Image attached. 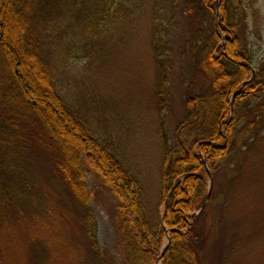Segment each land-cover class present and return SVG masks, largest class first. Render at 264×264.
<instances>
[{"label":"trees","instance_id":"trees-1","mask_svg":"<svg viewBox=\"0 0 264 264\" xmlns=\"http://www.w3.org/2000/svg\"><path fill=\"white\" fill-rule=\"evenodd\" d=\"M143 2L0 0V264H44L36 238L38 229L47 227L46 203L33 170L41 152L44 165L78 207L74 235L84 242L81 251H73L70 241L60 245V251L49 248V258L65 264H110L109 254L99 245L90 206L85 176L89 171L117 200L123 264H201L204 209L214 200L211 194L207 199L210 173L223 164L237 167L238 157L250 156L264 140V100H259L264 97V66L253 76L240 33V0H195L203 7L196 8L198 13L212 15L197 62L203 87L186 98V116L170 144L162 131L170 96L167 44L161 31L168 28L166 23L153 24L162 166L157 209L151 215L138 180L69 108L53 72V65L67 60L99 59L109 53L125 40V30L137 20ZM192 4L185 0L186 10H192ZM154 16L159 20L156 10ZM60 22L65 24L61 27ZM217 221L218 227L226 224L220 216ZM262 238L258 247L264 264ZM7 239L14 255L6 258ZM240 239L235 230L217 264H230L240 247L259 263L261 257Z\"/></svg>","mask_w":264,"mask_h":264},{"label":"rangeland","instance_id":"rangeland-1","mask_svg":"<svg viewBox=\"0 0 264 264\" xmlns=\"http://www.w3.org/2000/svg\"><path fill=\"white\" fill-rule=\"evenodd\" d=\"M190 1L194 8L188 11L185 0H144L135 25L130 24L125 30L129 31L125 40L105 56L53 65L59 93L69 108L83 117L93 135L107 145L120 165L138 180L142 199L151 215L157 209L162 166L152 26L158 22L166 23L168 28L167 32L166 29L161 31L167 44L165 57L168 59L170 96L162 131L169 143L174 144L177 126L187 113L186 98L196 95L203 87L197 62L201 40L212 24V15L204 10L198 13L203 7L195 0ZM240 4V33L251 57L254 76L256 70L264 66V0H240ZM155 10L159 20H154ZM214 15L216 24L219 16L216 9ZM64 24L60 22L59 26ZM42 153L36 158L39 160H35L33 170L46 203L43 217L47 227L38 229L40 235L37 233L36 240L44 264H65L49 258V248L60 251V245L70 241L68 246L73 251L75 248L82 250L83 240L74 235L78 207L44 165ZM238 159L237 167L223 164L207 179L208 192L214 200L212 206L209 204L204 209L206 243L204 253H200L201 264H217L222 248L235 230L241 237L239 241L261 258L256 262L254 256L245 255V247H240L231 256L230 264H261L262 247L258 245H263L260 241L264 236V140L250 156L242 158L240 155ZM85 176L99 245L109 254L110 264H123L125 258L119 242L122 221L117 200L89 171ZM218 216L225 221L224 226H217ZM5 247L6 258L13 257L8 239Z\"/></svg>","mask_w":264,"mask_h":264},{"label":"water","instance_id":"water-1","mask_svg":"<svg viewBox=\"0 0 264 264\" xmlns=\"http://www.w3.org/2000/svg\"><path fill=\"white\" fill-rule=\"evenodd\" d=\"M210 192H208V195H207V199L209 198V194ZM204 207V204L202 205V207L200 208V210L198 211V212H200L201 210H202V208ZM163 253H164V250L161 252V254L159 255V257H158V260H160V258H161V256L163 255Z\"/></svg>","mask_w":264,"mask_h":264}]
</instances>
